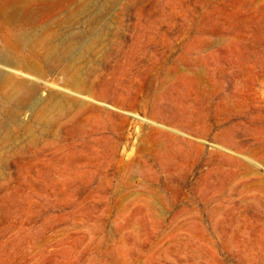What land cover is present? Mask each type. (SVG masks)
I'll list each match as a JSON object with an SVG mask.
<instances>
[{"label": "rangeland", "instance_id": "1", "mask_svg": "<svg viewBox=\"0 0 264 264\" xmlns=\"http://www.w3.org/2000/svg\"><path fill=\"white\" fill-rule=\"evenodd\" d=\"M0 57V264H264V0H0Z\"/></svg>", "mask_w": 264, "mask_h": 264}, {"label": "bare ground", "instance_id": "2", "mask_svg": "<svg viewBox=\"0 0 264 264\" xmlns=\"http://www.w3.org/2000/svg\"><path fill=\"white\" fill-rule=\"evenodd\" d=\"M1 58V57H0ZM4 61H5V58H4ZM3 62V61H2Z\"/></svg>", "mask_w": 264, "mask_h": 264}]
</instances>
